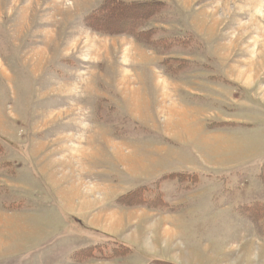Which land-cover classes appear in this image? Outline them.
<instances>
[{
  "label": "rangeland",
  "instance_id": "1",
  "mask_svg": "<svg viewBox=\"0 0 264 264\" xmlns=\"http://www.w3.org/2000/svg\"><path fill=\"white\" fill-rule=\"evenodd\" d=\"M106 1L0 0V264H264V0Z\"/></svg>",
  "mask_w": 264,
  "mask_h": 264
},
{
  "label": "trees",
  "instance_id": "2",
  "mask_svg": "<svg viewBox=\"0 0 264 264\" xmlns=\"http://www.w3.org/2000/svg\"><path fill=\"white\" fill-rule=\"evenodd\" d=\"M164 3L157 2V1H151L146 3H130L126 4L118 0H107L104 4L100 6V8L94 12H91L89 15L86 16V22L87 26L98 31L102 32H109L111 34H118V33H124V34H130L134 35L138 38H141V32H135L134 28L135 26L139 25L141 22H144L145 20L152 18L154 14L157 12L156 10L160 8V10L163 8ZM134 9L137 11L135 14H130L135 20L132 25H119V22L124 19L126 16H128V12L130 10ZM107 22H113L118 23V28L108 27L105 24ZM142 39V38H141ZM142 42L146 44V42L142 39ZM0 141H2V138H0ZM3 153V147L0 143V155ZM191 173L186 172H175L171 174H167L165 176H168L171 180H176L178 182H182L185 180L191 181L193 178L188 176ZM164 176V177H165ZM149 187L147 185H141L137 187L136 189L127 192L126 194H123L119 196L116 199V204L119 206H132V205H139L142 203H146L152 208L162 207L166 208L167 204L164 199H162V196L158 193H155L156 197L153 199H149L148 196ZM145 195L148 197L146 198ZM252 205L255 207L254 209L250 207H246V212L249 213L250 216H258V217H264V203L255 201L252 203ZM260 214L262 216H260ZM121 247L124 249L122 253H124L127 249V246L119 243L116 247L113 248L112 254L113 256H120L121 253H116V248ZM84 251V250H83ZM89 253H92V251ZM88 255V254H87Z\"/></svg>",
  "mask_w": 264,
  "mask_h": 264
},
{
  "label": "crops",
  "instance_id": "3",
  "mask_svg": "<svg viewBox=\"0 0 264 264\" xmlns=\"http://www.w3.org/2000/svg\"><path fill=\"white\" fill-rule=\"evenodd\" d=\"M123 152V151H122ZM35 170H36V168H35ZM12 212V213H11ZM11 212H4L1 208H0V219H6V217L8 218V217H13V215H14V217H15V211L13 212V211H11ZM16 230L18 231V232H20V230H21V232L20 233H22V228L20 227V230H19V228H16ZM25 239H27V238H25Z\"/></svg>",
  "mask_w": 264,
  "mask_h": 264
},
{
  "label": "bare ground",
  "instance_id": "4",
  "mask_svg": "<svg viewBox=\"0 0 264 264\" xmlns=\"http://www.w3.org/2000/svg\"><path fill=\"white\" fill-rule=\"evenodd\" d=\"M107 221H109V219H107Z\"/></svg>",
  "mask_w": 264,
  "mask_h": 264
}]
</instances>
